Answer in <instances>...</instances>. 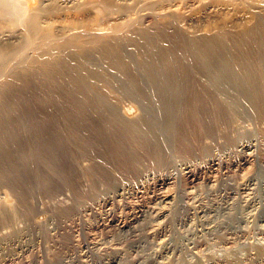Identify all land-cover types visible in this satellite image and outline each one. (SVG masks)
I'll list each match as a JSON object with an SVG mask.
<instances>
[{
    "label": "rangeland",
    "instance_id": "1",
    "mask_svg": "<svg viewBox=\"0 0 264 264\" xmlns=\"http://www.w3.org/2000/svg\"><path fill=\"white\" fill-rule=\"evenodd\" d=\"M38 1L39 0L36 2L38 4L36 5V3H33L31 8L37 9V7H39ZM163 1L164 0L159 2V5L157 4L155 6L156 8H153V10H155L152 12L174 13L173 15L180 17L182 22L183 19H186V16L198 19L205 3L213 5L219 17L215 16L209 18L207 22L199 23L200 25L195 24V29L198 28V31L203 30V32H201L204 34H207V32L209 33L217 23L245 25L252 19L251 14H249L248 9L243 6L244 3L241 0ZM62 9L63 8H59L56 10L57 12L55 11L54 13L53 11L52 13H44L45 15H42L43 18L41 17V22H38V25L42 26V28L40 27L42 31L45 30L44 32H48V34L51 31L54 32L50 33L51 37L53 35L56 36L53 37L54 39H58L59 36L61 37L62 35L60 34H63L62 30L67 29L69 25H74L73 23L77 24L78 21L76 20H79L77 25H84L86 22L85 26H88L92 23L91 19H94L96 16L94 12H89V10L84 7L74 11L70 10V12L68 9V11ZM71 12L73 14H71ZM51 19L54 22L51 21ZM73 20H75V22ZM47 21L48 24L51 22V25L49 24L50 27L46 25ZM71 21H73V23H71ZM104 22L103 24H105ZM59 24L62 25V27L59 26ZM46 27L49 28V31ZM56 27H61V29L65 27V29L63 28L61 30L58 28V30ZM13 28L11 32H15L17 35L12 33L11 36H16V38L21 37L20 35L24 32L23 27L21 25H16ZM0 36L2 37L1 34ZM33 48L35 49L32 50V47L30 48L33 53L31 50L27 49L29 51L28 54L32 53L30 55H34V57L42 54L43 50L41 51L40 48L38 49L34 46ZM34 51H36V54ZM45 59L47 60V58L42 59L43 61L40 60L38 66L35 63V65L32 66L33 63H30L32 64L30 65L27 62L26 64H29L30 67H27L28 65L25 63L20 64V62H15L12 65L10 64L7 67L8 72L14 67L15 69H13L16 73V75H14L15 77H3L0 80V86H4V94L1 98L3 100H1L0 105H2L5 110V121L8 122L3 124L0 131V173L4 176V179L0 176V202L10 199L9 203L13 204L14 201L18 199L17 194H15L13 190V181H16L26 192L24 193V197L32 206V211L28 214L29 216L23 215L21 217L22 221L17 222L16 226H14V224L11 225L10 222L0 224V264H48L50 260L52 261L51 264H197V262L198 264L203 262V264H212V262L217 259L223 261L237 252L243 253V250L245 253L249 251L255 252L256 248L260 246L264 248V137L262 134L263 129H261L264 127L263 115H261L262 117L241 115L239 116V122H237V117L232 122L233 125L229 124L230 128H225L227 133L226 136L224 132H220L218 133L219 136H215L217 137L216 139L213 137L206 138L207 142L209 141L211 144L212 151L211 148L210 151L212 159L216 157V161L213 162L215 164L214 166H209V163H211V161L208 160L209 158L203 160L200 158L182 156L181 159H179L180 161H178L179 163L181 160L182 164L185 161H190V163H193L191 165L194 167V164L197 163V169L201 166L200 163L202 160L203 163L201 164L207 165L201 168L202 170H197L200 178L198 176V179L194 183L191 182L192 178L190 174L188 175V173L182 171V166H180L182 165L181 163L178 165V170H165L164 168H158L157 170V168H152L154 166L150 163L151 161L149 162L148 159H144L142 167L145 169L137 173L136 170H134L135 172L133 171V168H135L133 167V162H131L133 155L130 149H128L127 144H125L129 137L127 132H122L116 128L110 130L101 127V121L99 119H88L86 117V111L78 107V109L75 108L76 110H73V108L66 110V103L68 102L65 101L66 99H64V96L69 92H64L62 88H59V90L57 88L51 89L49 93L52 92L55 96L44 101L45 103L36 98L39 95H44L46 90L43 88L51 85V82H53L51 72L43 70L44 67L42 66L49 64H46ZM103 62L104 61L91 62V65H89L90 62H88L89 64L86 63L88 65L85 64L86 67H83L86 69L85 71L87 75H89L90 81L93 82V86L89 82V88L96 85V88H92L95 89V91H100L109 95V92H111L113 95H110V97H114L113 99L120 98L118 103V105H120L118 107L123 115L131 119L135 118L142 112L138 101L133 96H129L126 93L124 94L121 91L122 89L118 80H116L113 73L109 71L111 69L107 67V64ZM17 65L20 66L17 67ZM99 67H101V69ZM87 68L91 70L87 71ZM97 70H100V72ZM24 72H26V75ZM93 72L96 74L93 75ZM34 73L39 75V77L35 78ZM92 76H96L97 79L95 80L96 77L93 78ZM16 80L18 81L15 82ZM7 83L8 85H6ZM96 83H98V86ZM99 83H101V90ZM63 85L65 86L66 84ZM111 86H113V89ZM66 87L68 86L66 85ZM112 92L116 93L115 96ZM57 98L59 100H57ZM127 103H129V106H126ZM40 105L49 107V111L42 112L41 109L40 111L36 110ZM60 105L64 106L65 111ZM127 107H129L128 110ZM130 107L132 109H130ZM126 111H128V114ZM36 114H38V118L35 117ZM60 114L62 119L59 117ZM33 115L38 123H33ZM79 116H82V118ZM246 117L248 119H246ZM71 120L73 122H71ZM88 120L92 126L89 124ZM44 121L47 122V128H45L42 135L41 133L37 134V131L39 132L42 130L40 123ZM255 121L258 122L255 123ZM259 126H261V128ZM17 129H19V132H17ZM81 129H83V131ZM71 130L74 131L71 132ZM83 132H85V134H83ZM33 134L35 135L32 136ZM191 134L198 138L196 130H191L189 133L190 139L192 138ZM195 136L191 139L192 142L197 140ZM72 137L75 139L73 140ZM78 137L80 138L79 141L77 140ZM236 138L240 139L237 140ZM217 139L223 140H221V143H217ZM69 142H71V144H69ZM119 142H123L122 145L124 146ZM214 142H216V144ZM213 144L216 146L214 147ZM217 144H220V146ZM88 146L91 149L88 148ZM216 147H219V150ZM220 147L226 149L221 150ZM107 152H109V154ZM212 153L215 155L213 156ZM217 157L220 158L217 159ZM245 158L248 159V163L244 166L242 163ZM105 162H107V166L103 164ZM19 163L22 166H19ZM31 163L33 165L32 167ZM35 164H37L38 167ZM219 164L221 166H219ZM17 165L20 168L17 167ZM52 169L56 170L55 174L52 172ZM149 169L152 170L150 171ZM35 170L37 174L34 172ZM121 170L122 172L125 171L124 173L126 174L122 172L119 173ZM160 171L163 172L160 173ZM155 173L157 174L155 175ZM57 174L60 177L58 178L59 180H57ZM136 174H138V176ZM119 175L121 178H119ZM169 175L171 178L170 183L160 186L161 179L168 178ZM139 176L140 179L141 177L143 179L140 180ZM131 178L135 181H132ZM21 180L22 182H20ZM128 180L131 181L133 185ZM138 180L141 182H138ZM136 181L138 183H136ZM27 182H29L30 186ZM23 183L25 186H23ZM126 185L128 187H126ZM31 187H33V189ZM121 187L123 188L121 189ZM94 188H96L95 191L97 190V192L94 191ZM111 188H113L115 192ZM105 193L107 195L104 196V199L102 197ZM166 194L171 195L173 198L170 204H166L163 201V196ZM8 195H10V197H8ZM82 204L85 205L81 206ZM85 206L86 208L84 209L83 207ZM141 207L163 211V216L160 215L156 217L150 215L146 216L147 218H142L135 224H130L129 216L138 211ZM33 221L38 223L36 224L37 226L32 224ZM124 223L126 227L123 228ZM3 227L6 229H3ZM16 230L20 231V234H17L18 238L15 237ZM29 233H32L33 236ZM26 236L28 241H25ZM19 237L24 238L23 242H18ZM238 245L241 248L243 247V249Z\"/></svg>",
    "mask_w": 264,
    "mask_h": 264
},
{
    "label": "bare ground",
    "instance_id": "2",
    "mask_svg": "<svg viewBox=\"0 0 264 264\" xmlns=\"http://www.w3.org/2000/svg\"><path fill=\"white\" fill-rule=\"evenodd\" d=\"M241 1H243L244 3L243 6L246 9H248L249 14H251L252 16V19L250 18L251 21L249 23L245 25H229V24L227 25L224 23H217L216 25H214V27L212 26L213 28L209 33L207 32V34H204L202 33L203 30H201L202 31L201 32L197 30L198 28L195 29V24L207 22L209 18H212L215 16L219 17L216 14V10L213 7V5L209 3H205L204 1L203 2L205 4L202 7V11L200 12L198 19L191 18L190 16L185 15L186 19L182 18L183 19V22H182L180 17L173 15L174 13H170V12L169 13H161V12L154 13L152 12L155 10V9L153 10V8L159 2H162V0H39L38 1L39 7H37V9L31 8L32 4L36 3L37 0H0V34L2 35V37L0 36V80L3 77H6V78L15 77L14 75H16V73L14 72L15 68L13 66L12 67L14 69L12 68V70L8 72L7 67L10 64L12 65L15 62H20V64H23V63L26 64L27 62L29 64L33 63V65L30 64L32 66H34L35 64H37L38 66V64L40 63V60L43 61L42 59L47 58V60L45 59L46 64L49 63L51 65L47 64L45 66L43 65L44 64L43 63L42 67H44V69L40 66L39 67L42 68L43 70H48L51 72L54 84L53 82H51V85H48L47 87L43 88L46 90L44 95H39L38 97L36 96L35 97L38 98L39 101L44 102L55 96L54 93L52 92L49 93L51 89L57 88L59 90V88H62L64 92L66 91L69 92L67 95L64 96V99H66L65 101L68 102L66 103V110L70 108H73V110L75 108L83 109V111L84 110L86 111L87 113L86 117L88 119H92V120L99 119L101 121L100 122L101 127H105L110 130L112 129L114 130V128H116L118 130H121L122 132L124 131L127 132L129 137L125 144H127L128 149H130L132 155L134 156V157L132 156L131 158V162H133V167H135L133 168V171L136 170L138 173V171L145 169L144 167H142L144 163L143 162L144 159H148L149 162L151 161L150 163L154 166V167L152 166L151 167L157 168V170L158 168L160 169L164 168L165 170L167 169L178 170V165H180L182 160L180 163L178 161H180L179 159H181L182 156L200 158L203 160L209 158L208 160L211 161V163H209V166H214L215 164L213 162L216 161L215 160L216 157L212 159L211 144L209 143V141L207 142L206 138L213 137L216 139L217 137L215 136L218 135V133L220 132H224V135L226 136L227 133L225 131V128L229 127L230 126L229 124H232V122L237 117H238L237 122H239V116L241 115H250L252 117H255V116L257 117L261 115L264 116V0H241ZM37 4L38 3H36V5ZM82 6L88 9L89 12H94V14H96L95 18L91 19L92 23L91 24L89 23L90 25L87 24L88 26H85L86 22L83 21L85 22L84 25L81 23H80L81 25H77L79 20H76L78 21L77 24L73 23V21L75 22V20H73L71 21V23H73L74 25H71V26L69 25L68 28L66 26L67 29L63 27L65 30H62L63 28L61 29L63 23L62 25L59 24V26L61 27H58V28H60L63 31V34L61 33L60 35L62 36L61 37L59 36L58 39L56 38L54 39L53 37H56L54 35L51 37L50 33L53 31H51L48 34V32L47 33L44 32L45 28L43 29L44 31H42L40 29V27L42 28V26L38 25V22L41 20L42 15H45L44 13H50V12L52 13V11L54 13L59 8L66 9V11L69 10L70 12V10L74 11V10H77L78 8L79 9L83 8ZM167 11H170V10H167ZM72 12L71 14L75 13V12L73 13ZM77 15H78V12H77ZM51 21L53 20L51 19ZM103 22L105 24H103ZM49 24L51 25V22ZM49 24L47 21L46 25H49ZM16 25H21L24 31L23 34L20 35L21 37H18V38H16V36H11L13 33L11 32L12 28L15 27ZM47 28L48 27H46V29ZM16 30H17V27H16ZM48 31H49V28H48ZM19 32H22V31H19ZM33 46L38 49L40 48L41 51L43 50L42 54L41 55L39 54L38 56L35 55L36 57H34V55H30L33 53L32 50L35 49L33 48ZM31 47H32V50L30 49ZM27 49L31 50L32 53L28 54L29 51ZM36 51H34L35 54H36ZM96 61H99V62L104 61L107 64V67L111 69V70L109 69L108 70L111 71L113 75L116 77V80H118L121 86V89H122L121 91L124 94L126 93L129 96L130 95L133 96L138 101L139 106L142 110L141 113L139 112L141 115L136 114L138 117L136 116L133 119L126 117L125 115H123V113L119 110V107H118L120 105V104L118 105L120 98L113 99L114 97L113 98L110 97V95H113L111 94V92H109L110 93L109 95V94H104L100 91H95V89H92V88H94L96 85L94 87L89 88V82L91 83V85L93 82L90 81L89 75H87V72L85 71L86 69H84L83 67H86L85 64L88 62H90V64L89 63L88 64L91 65V62L95 63ZM29 64H26L28 65L27 67H30ZM18 66L20 65H17V67ZM99 68L101 69V67ZM89 70L87 68V71ZM97 71L100 72V70H97ZM102 72L104 73L103 70ZM24 73L26 75V72ZM94 74L96 73L93 72V75ZM34 77L38 78L39 75L35 74ZM96 79L97 77L95 78V80ZM107 80H108V77H107ZM17 81L18 80H16L15 82ZM63 84H66L69 88L66 87V85L64 86ZM96 84L98 86V83ZM100 84L101 83H99V85ZM6 85H8V83ZM99 87L101 90V85ZM112 87L113 86H111V88ZM3 94H4V86H0V103H1V100H3L1 99ZM115 94L116 93H114V96ZM56 95L59 96L58 94ZM57 100L59 99L57 98ZM128 104L129 103H127L126 106ZM60 106L65 111L64 106L63 105H60ZM131 107L130 109H132ZM40 109L42 112L49 111V107H43L41 105L36 110L40 111ZM128 109L129 107H127V110ZM4 112L5 110L3 109L2 105H0V131H1L3 124H5L6 122L5 121L6 115L4 114ZM75 112H79V111H75ZM126 112L128 114V111ZM130 113H131V110H130ZM60 116L61 114L59 115V117ZM35 117L38 118V114H36ZM79 117L82 118V116H79ZM74 119H77V118H74ZM246 119L248 118L246 117ZM32 121L33 123L37 122V120L34 118V115H33ZM71 122L73 121L71 120ZM256 122L258 121H255V123ZM89 124L91 123L89 122ZM40 126L42 130L39 132L37 131V134L41 133L42 135L45 128H47V122L46 121L41 122ZM235 127H239V126H235ZM259 127L261 128V126ZM223 128H224V131H223ZM261 129H263L262 134L264 137V127ZM81 130L83 131V129ZM191 130H196L198 134V138L194 135L197 138V140H195L194 138L195 141L193 142L191 141V139L194 137L193 134H191L192 138L191 139L189 138V133L191 132ZM73 131L71 130V132ZM17 132H19V129H17ZM83 134H85V132H83ZM34 135L35 134H33L32 136ZM79 137L77 138L78 141L80 140ZM74 139L75 138H73V140ZM239 139L240 138H238L237 140ZM221 140L217 139L216 142L221 143ZM94 141H91V142H94ZM216 142L214 143L216 144ZM0 143H1V138H0ZM119 143H121V145L123 144V142H119ZM69 144H71V142H69ZM217 145L220 146V144H217ZM215 146L216 145H214V147ZM88 148L90 147L88 146ZM210 148H211V151H210ZM106 149H109V148H106ZM217 149L219 150V147ZM223 149H226V148H223ZM223 149L221 148V150ZM107 153L109 154V152ZM214 155L215 154H213V156ZM218 158L220 157H217V159ZM182 159H185V158H182ZM203 160L201 163H203ZM195 162H196V159H195ZM106 163L107 162L103 164L107 166ZM201 163H200L201 166H199L198 169L196 167L197 163L194 164L195 165L194 167L193 165H191L193 163H190V161H185L183 162V164L181 163L182 165H180L182 166V171H185L186 173H188V175L190 174V177L192 178L191 182L193 183L198 179V176H199L198 171H200V169L203 168L204 166H207V165H202ZM247 163H248V159L245 158L242 165L245 166L247 165ZM20 165L21 164L19 163V166ZM35 165L38 167L37 164ZM19 166L17 165V167ZM32 166L33 165L31 163V167ZM219 166L221 165L219 164ZM115 167H118V166H115ZM149 170L151 171L152 169H149ZM170 170L169 172L171 173ZM34 172L36 173V170ZM52 172L55 174L56 170L52 169ZM120 172H122V170L119 171V173ZM162 172L160 171V173ZM58 174H57L58 176L57 180H59L58 178H60ZM127 174L129 175L128 172ZM156 174L157 173H155V175ZM136 175L138 176V174ZM0 176L3 177L4 179V176L1 175V173H0ZM153 176H154V173H153ZM119 178H121V176ZM132 178L131 180L135 181L133 180L134 178L133 179ZM139 179H140V176H139ZM141 179L143 178L141 177ZM170 179H171L170 175L168 178L161 179L160 186L169 184ZM13 182H14L13 190L15 194H17L18 199H16V201H14L13 204L9 203L10 199L9 200L6 199L4 201L1 200L2 202H0V206H1L0 207V224L10 222L11 225L14 224V226H16L17 222L22 221L21 217L23 215H28L31 213L32 206L30 205L29 202L26 201L24 197V193H26L24 189H22V187L19 186V184L16 183V181H13ZM20 182H22V180ZM138 182H141V181L138 180ZM138 182L136 181V183ZM27 183L29 184V182ZM23 186H25V184ZM126 187L128 186L126 185ZM31 188L33 189V187ZM122 188L123 187H121V189ZM95 189L96 188H94V191ZM111 189L113 190V188ZM113 191L115 192V190ZM95 192H97V190ZM7 194H10V193H7ZM105 195L107 194L105 193L102 198H104ZM8 197H10V195H8ZM163 201L166 204H170L173 201V198L171 197V195L166 194L165 196H163ZM84 205L82 204L81 206H84ZM83 208L85 209L86 206ZM162 212L163 211H159L155 209L151 210L148 208L141 207L140 209H138V211H136L135 213L131 214V216H129L130 224H135L139 222V220H141L142 218L146 216H150V215H154L156 217L160 215L163 216ZM32 224H35V226H37L36 224L38 223L37 222L35 223L33 221ZM124 227H126L125 223H124L123 228ZM3 229H6V228L3 227ZM47 229H48V226H47ZM15 234H16L15 237L18 238L20 231L16 230ZM30 235H32V233ZM23 239L24 238L19 237L18 242L20 243L23 242ZM25 241H28L27 236L25 237ZM241 249H243V247ZM244 249H245V246H244ZM217 260L213 262L211 261L212 264H264V248L260 246L256 248L255 252L249 251L245 253L243 250V253L237 252L231 255L226 260H223V259H222L223 261L221 260L217 261ZM51 262L52 261L50 260L48 264L49 263L51 264Z\"/></svg>",
    "mask_w": 264,
    "mask_h": 264
}]
</instances>
